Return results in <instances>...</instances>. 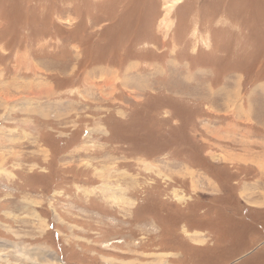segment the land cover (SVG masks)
Listing matches in <instances>:
<instances>
[{
    "label": "rangeland",
    "instance_id": "1",
    "mask_svg": "<svg viewBox=\"0 0 264 264\" xmlns=\"http://www.w3.org/2000/svg\"><path fill=\"white\" fill-rule=\"evenodd\" d=\"M172 1L0 0V264H264V0Z\"/></svg>",
    "mask_w": 264,
    "mask_h": 264
},
{
    "label": "crops",
    "instance_id": "2",
    "mask_svg": "<svg viewBox=\"0 0 264 264\" xmlns=\"http://www.w3.org/2000/svg\"><path fill=\"white\" fill-rule=\"evenodd\" d=\"M113 69H114V67H113ZM96 71H94L92 69L88 70V72L86 73V75L83 78V82L85 81L89 85L91 83V81H94V80L100 78L102 80V82H103L102 85H101L102 86V89L100 91L101 94L99 95L100 98L104 99L105 97L111 96L112 94H116V89L114 87V84L116 82H119V84H120V86H121L122 89H124V88L130 89L128 87V85L126 84V82L123 81V79L121 81L119 78H117V75L116 76L113 75L112 72H111V70L108 69V72L110 74L109 80H110V82H114L112 86L107 84L108 81H107L105 75H102L101 77H97L96 75H97L98 72L96 73ZM120 78H123V76L120 77ZM129 85L131 87V83H129ZM239 89L241 90V87ZM238 98H240L239 94H238ZM237 99L234 102V104H232V106L229 107V109L227 110V112H228L227 114H230V113H233V112H239L240 109L244 107L243 106V102H241V101H243L242 98H241V101L240 102H239L240 99L239 100H237ZM249 110H250V112L253 111V105H252V107L249 108ZM212 132H222V129L221 128H216Z\"/></svg>",
    "mask_w": 264,
    "mask_h": 264
},
{
    "label": "bare ground",
    "instance_id": "3",
    "mask_svg": "<svg viewBox=\"0 0 264 264\" xmlns=\"http://www.w3.org/2000/svg\"><path fill=\"white\" fill-rule=\"evenodd\" d=\"M178 0H173L172 1V3H170L168 6H167V8H166V11H167V13L166 14H169V12L171 11V9L177 4L176 2H177ZM180 1V0H179ZM178 1V2H179Z\"/></svg>",
    "mask_w": 264,
    "mask_h": 264
}]
</instances>
